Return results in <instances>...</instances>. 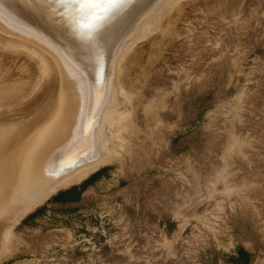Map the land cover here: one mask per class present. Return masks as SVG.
Segmentation results:
<instances>
[{"label":"rangeland","instance_id":"374dc122","mask_svg":"<svg viewBox=\"0 0 264 264\" xmlns=\"http://www.w3.org/2000/svg\"><path fill=\"white\" fill-rule=\"evenodd\" d=\"M155 21L124 54L105 171L8 229L0 264H264V0H178ZM11 46L4 110L49 79L31 91L38 66Z\"/></svg>","mask_w":264,"mask_h":264},{"label":"bare ground","instance_id":"6f19581e","mask_svg":"<svg viewBox=\"0 0 264 264\" xmlns=\"http://www.w3.org/2000/svg\"><path fill=\"white\" fill-rule=\"evenodd\" d=\"M27 1L34 4L33 0ZM162 1L156 0L155 4ZM177 1L164 0L165 6L143 17L142 24L137 18H130L124 25L128 26H123L118 38L103 51L110 59L105 73L96 79L93 71L98 61L95 59L98 46L95 40L89 39V53L88 46L82 45L87 39L80 37V34L89 37L88 34L71 25V35L82 38L80 42L75 39V43L72 36L66 38L64 18L53 20L47 12V28L39 23L26 26L17 20L16 4L7 9L10 17L0 6V18H6L18 32H12L11 38H0V44L24 47L37 54L23 51L38 66L31 91L40 89L49 77L42 90L21 106L4 110L3 106L7 105L0 101V253L5 245L4 233L8 229L13 231L15 223L26 212L58 187L78 183L109 164L113 151L118 150L117 139L111 138L116 128L109 119L115 116L125 119L130 110L127 95L117 81L124 54L126 56L137 41L153 29L154 21ZM145 11L147 9H142L138 15ZM134 27L139 28L138 33L125 45V36L119 37L124 31V35L134 33ZM11 47V52L22 51ZM103 54L99 63L104 60ZM18 89L16 84L3 85L0 95H9ZM115 123L118 125L119 121ZM122 128L117 126L119 132Z\"/></svg>","mask_w":264,"mask_h":264},{"label":"water","instance_id":"95a60500","mask_svg":"<svg viewBox=\"0 0 264 264\" xmlns=\"http://www.w3.org/2000/svg\"><path fill=\"white\" fill-rule=\"evenodd\" d=\"M33 1H34V4H30L27 0H0V6L3 8L5 14L10 17V14L8 13L7 9L9 6L16 4V6L18 7V13H17L18 17L16 16L17 20L20 23H22V25L24 24L26 26H27V24L28 25H31V24L35 25L34 23H39L40 26L47 28L48 27V15L49 14L53 18V20L64 18L63 25H66V27L64 29L66 31L65 32L66 38L67 37H70V38L73 37L71 35V30L73 31L72 27L75 25L73 24L70 17L66 14V10L62 5L55 3V0H53V2H51V3L49 2V0H33ZM155 1L156 0H130V2L114 9L112 11V13H110L109 16L105 20H103L91 34H88L89 37H87L86 35L80 34V37L87 39V41L84 40L82 42V43H85V44H82L83 46L84 45L86 46L88 44V42L91 41L92 39L95 40V44L98 46L97 47L98 51L95 55V59L98 61L96 62L95 66H94V71H93V73H94L93 77L95 79H96V76L100 75V77H101V74L105 73L106 67L108 65V60L110 59L109 55L103 51L106 50V48L108 47V45L111 43V41L113 39H115L116 37L118 38L119 33L122 30V27L126 23H128L129 19L130 18L131 19L137 18L136 20H138V22L140 21V23L142 24L144 22V21H141V20H143V17H144V19L147 18V17L151 16L154 12H156V10H158V9L160 10L162 7L165 6L164 0L159 4H155ZM142 9L143 10L147 9V11L141 13L140 16H142V17L139 18L140 16L138 14L140 12H142ZM47 12H48V15L45 14ZM135 14H136V16H135ZM141 24L139 26H141ZM71 25H73V26L71 27ZM127 26L128 25L124 26V28H126ZM133 29L135 30L134 33L130 32L131 33L130 34L127 32L124 35V33H125V31H124L123 34L120 35L121 37H119V38H123L125 36V39H124L125 45H126V43L128 44V43H130V41L134 40V37H133L134 34L136 35L138 33L137 31L139 28L134 27ZM12 32L18 33L17 30H15L14 28H12L9 25V22L6 18H4V19L0 18V38H3V37L11 38V37H13L11 35V34H13ZM48 33H49L48 35H50V36L52 35L50 33V31ZM84 34H86V33H84ZM73 38H74L73 41L75 43H77L75 41V39L78 42H80L79 40L82 39V38L77 39L75 37H73ZM54 39H56V37H54ZM70 45H71V41H70ZM90 49L91 48L89 45L87 48V51H89V53H90ZM102 54H103L104 60L101 63H99V60H100V57ZM94 78H92V80ZM42 111L46 112L45 109H43ZM105 166H107V165H104L102 167H105ZM102 167L94 170L93 172H91L88 176H86L84 179H82L78 183H73V184H69L66 186L58 187L42 203H39L32 210H29L28 212H26V214L23 217H21L17 223H15L14 227L17 224H19L25 217H27L28 215L33 213L40 205H42L45 202H47L48 200H50L52 197L57 195L59 192L67 190V189H69L75 185L81 184L88 177H90V175L99 171Z\"/></svg>","mask_w":264,"mask_h":264},{"label":"snow or ice","instance_id":"6c2138e0","mask_svg":"<svg viewBox=\"0 0 264 264\" xmlns=\"http://www.w3.org/2000/svg\"><path fill=\"white\" fill-rule=\"evenodd\" d=\"M128 2L130 0H55L65 8L75 27L86 34H91L114 9Z\"/></svg>","mask_w":264,"mask_h":264},{"label":"trees","instance_id":"16d2710c","mask_svg":"<svg viewBox=\"0 0 264 264\" xmlns=\"http://www.w3.org/2000/svg\"><path fill=\"white\" fill-rule=\"evenodd\" d=\"M105 169H102L95 173L93 176H91L86 181L82 182L80 185H75L67 190L59 192L54 198L52 199V202L54 203H60V204H66V203H73L78 202L81 200L82 193L86 189L88 185H90L98 176H100ZM34 214L33 216H35ZM242 254L244 256L243 263L246 264L249 262V252L242 249ZM236 264H241L239 260L236 261Z\"/></svg>","mask_w":264,"mask_h":264}]
</instances>
